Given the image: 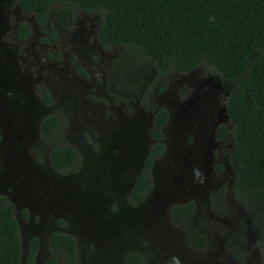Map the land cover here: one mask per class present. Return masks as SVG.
<instances>
[{
    "label": "rangeland",
    "instance_id": "rangeland-1",
    "mask_svg": "<svg viewBox=\"0 0 264 264\" xmlns=\"http://www.w3.org/2000/svg\"><path fill=\"white\" fill-rule=\"evenodd\" d=\"M56 11L52 5L41 26L17 0H0V149L12 119L37 128L51 111L59 123L55 136L41 142L47 156L51 144L85 145L73 171L55 170L60 186L71 181L70 196L55 195L52 215L76 239V264H125L133 253L146 264H264V204L247 208L233 194L234 123L225 104L236 82L206 64L159 73L148 56L102 44V13L75 7L68 27L57 22ZM20 22L32 29L26 40L16 35ZM50 32L57 33L54 41ZM206 91L209 98L200 99ZM164 104V150L149 163L144 197L134 200L133 185L153 144V111ZM222 124L229 133L219 137ZM11 133L15 142L27 134L20 124ZM189 204L190 214L175 221L173 206ZM38 222L34 228L20 222V264H28V239L40 234ZM192 230L204 246L191 244ZM48 234L33 264L53 253Z\"/></svg>",
    "mask_w": 264,
    "mask_h": 264
},
{
    "label": "trees",
    "instance_id": "trees-1",
    "mask_svg": "<svg viewBox=\"0 0 264 264\" xmlns=\"http://www.w3.org/2000/svg\"><path fill=\"white\" fill-rule=\"evenodd\" d=\"M21 10L35 14L44 24L52 5H57L59 24L71 20L75 7L85 13L100 12L103 21L99 38L105 47L123 45L148 56L159 73L187 72L200 64L213 67L222 78L236 82L227 99V114L234 123L231 165L236 171L233 185L235 198L245 207L264 204V0H17ZM19 31L29 34L21 23ZM53 39V35H51ZM166 112L157 113V124ZM57 129V119L47 116L41 124L46 137ZM221 133L229 131L220 128ZM158 137V130H154ZM163 150L155 144L150 155ZM52 162L65 167L77 163V151L68 145H55ZM150 158L134 184L131 196L142 199L150 185ZM192 205L173 206L172 218L181 222ZM264 246V218L261 222ZM53 248L62 253L65 264H76L74 238L55 234ZM189 241L202 247L206 241L192 230ZM261 241V242H262ZM32 260L36 240L32 241ZM21 256L18 224L13 206L0 196V264H19ZM46 264H60L51 256ZM125 264H146L136 253L127 256Z\"/></svg>",
    "mask_w": 264,
    "mask_h": 264
},
{
    "label": "flooded vegetation",
    "instance_id": "flooded-vegetation-1",
    "mask_svg": "<svg viewBox=\"0 0 264 264\" xmlns=\"http://www.w3.org/2000/svg\"><path fill=\"white\" fill-rule=\"evenodd\" d=\"M23 12H31V11H23ZM48 13H47V17H46L44 24H39V22L35 16L37 24H39L41 26L45 25L47 22V19H48ZM73 20H74V11H73V15H72L71 20H69L65 26L70 27L73 23ZM21 23H26L29 27V34L27 36H23L22 32L19 31ZM61 25H63V24H61ZM31 32H32V29L27 22H20L17 26L16 35L20 39L26 40L30 36ZM48 35H49V39L51 41H54L56 39L57 33L56 32H50ZM51 35H53V39H52ZM72 89L73 88H70L71 95L73 93ZM198 97L200 99L201 98L208 99L209 98L208 91H206L205 95H203V96H202V94H199ZM227 99H228V97H227ZM227 99H226V104H225L226 108H227ZM197 101L200 102L201 100H197ZM206 103L209 105L208 100H206ZM80 109H83L82 101H80ZM160 109L165 110L166 118L161 124L158 125L157 124V113ZM226 113H227V109H226ZM50 115L56 117L55 112H53V111H51L50 113H48L45 116H41L40 122L38 123L37 128H35L31 125H26L27 127L23 126V128H25L27 134H26L25 138H23V140H21V142H17V146L21 145V147L20 146L19 147H16V146L12 147L8 152L9 154L3 152L0 149L2 151V152H0V170H1V167L4 164V162L7 163V161L5 159H3V157L5 155H7L6 158L22 156L23 159H27L30 161L29 162V164H30L29 171L31 172V175L29 177L32 181L28 185L29 191L26 192L27 198L26 199H25V197H24V199L19 198V200H16L17 198H12V197L10 198V196L7 193H12V192L14 193V189L11 185L4 184L3 187H1L4 190L0 191V196H5L6 203L11 204L13 206V213L15 212L19 215V220L15 219L17 221V224H18L19 233H20V222L30 223L31 227L34 228L37 226V224L35 225V223H37L39 221V217L41 218V221L38 222V225L41 224L40 234L36 233L37 235H32L28 239V244H27L28 245V248H27V252H28L27 263L28 264H33L35 262V258L37 257L38 253H41L40 250L42 249V246L44 243V240L42 239L43 233H45V234L49 233L48 234V244H49V246L53 252L51 255H49L45 259L43 264H46L47 260L51 256H56L58 258L60 264H65L62 253H59L58 250L53 248V244H52L51 239H52L53 235H55V234H65V235L72 236L74 238V241H75V249H76V254H77L76 239L69 232L70 229L63 227L64 225H58V223H59L58 219H55L56 217L53 218V215H52V213L55 212V208H57L55 206V195L59 194V192H63V194L67 195V191H69V192L71 191V186H70L71 181H69V180L64 182V185L62 186L63 189H65V191L61 190L60 185L56 182L58 175L55 176V170H57L58 172H60V171H73L76 168V166L78 165V163L80 162V152L84 153L85 145H82L81 143H79L77 141L73 142L74 145L62 144V145H68V146L73 147L79 155V160L77 161V163L72 164V165H68L65 167H59V166L55 165L51 160V146L53 147L55 145L51 144V145H49L50 148L48 147L49 148L48 151H50V152H48V154L50 153V156L49 155L47 156L44 148L41 147V142L46 140V139L47 140L51 139L52 136H55V133L58 130V129L55 130V128H53V130L46 137H43V135L41 133V124L43 123L44 119ZM168 118H169V114H168L166 104L158 105L154 109L153 120H152V124L150 126V134H151V139L153 142L151 149L155 144L161 143V144H163V150H164V143L161 139V132H162L163 126L167 122ZM56 119H57V125H58L59 119L57 117H56ZM103 123H106V121ZM221 127H225L226 129H228V128H227L226 124L219 125L217 128V134L219 135V137H224L229 133V131H227L225 133L224 132L221 133L220 132V131H222V130H220ZM154 130H158V132H159L158 137L156 136ZM151 149L149 151L148 158H147V160L150 158V162L154 158L160 156L163 152V150H162L159 154L151 156L150 155ZM81 175H84V174H81ZM84 176H86V175H84ZM138 176H137V178H138ZM69 177H72V176H69ZM18 180L19 179H14L15 182H18ZM135 182H136V180H135ZM133 187H134V185H133ZM38 188L39 189H45L44 196L47 199L45 201L42 200L40 203H38L39 198L41 197L40 194L37 193V191L39 190ZM133 199L134 200H140V199H136V198H133ZM62 213H63V211H62ZM34 239L36 240V248H35L34 256H33L32 260H30L29 254H30L31 244L33 245L32 241ZM46 242H47V240H46ZM20 247H22V246L20 245ZM21 252H22V250H21ZM20 259H21V256H20ZM19 264H20V261H19ZM72 264H75V263L73 262Z\"/></svg>",
    "mask_w": 264,
    "mask_h": 264
},
{
    "label": "water",
    "instance_id": "water-1",
    "mask_svg": "<svg viewBox=\"0 0 264 264\" xmlns=\"http://www.w3.org/2000/svg\"><path fill=\"white\" fill-rule=\"evenodd\" d=\"M19 118L15 117L14 119L11 120L9 126H8V130L4 131L2 133V137L3 139L5 140L4 141V146L2 147V151L9 154V150L16 146V147H21V145H18L17 146V142H15V137L13 139L12 137V133H11V128L13 127V125H16V124H20L22 126H26V125H23L24 123V120L22 119V121L20 120ZM7 155H5L3 157V159H5L7 161L4 162V164L2 165L1 167V170H0V191L4 190L3 188V185L6 184V185H11L14 189V193H7L10 198H17L16 200H19V198H22L25 199L27 198L26 196V192L29 191L28 190V185L29 183L32 181L30 179V175H31V172L29 171V160L27 159H23L22 156H19V157H9V158H6ZM14 179H19L18 182H15ZM63 186V185H62ZM61 187V190L62 191H65V189H63V187ZM39 189V188H38ZM67 190V189H66ZM44 191L45 189H39L37 191V193L40 194V198H39V201L38 203H40L42 200H47L44 196ZM69 191H67V196H70L71 195V191L68 193ZM63 194V193H62ZM15 196V197H14ZM21 200V199H20Z\"/></svg>",
    "mask_w": 264,
    "mask_h": 264
}]
</instances>
